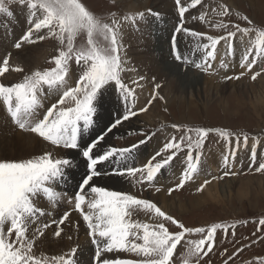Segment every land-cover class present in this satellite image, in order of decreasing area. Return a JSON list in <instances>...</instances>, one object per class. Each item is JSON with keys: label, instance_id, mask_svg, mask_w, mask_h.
<instances>
[{"label": "rangeland", "instance_id": "obj_1", "mask_svg": "<svg viewBox=\"0 0 264 264\" xmlns=\"http://www.w3.org/2000/svg\"><path fill=\"white\" fill-rule=\"evenodd\" d=\"M168 1L173 6L172 10H174V12H172L175 15L174 19L171 18L174 15H169V12L157 10L158 7L164 8L166 6L164 4L160 5L161 1H157L158 6L156 5V8L153 5L154 0H80V3H82L97 18L103 19L109 24H111L113 18L119 21L116 37L118 43L120 44L121 58L126 55V51L134 53L132 49H138L139 47H142L144 45L143 43H141L137 44L134 47V45L131 44L129 35L130 33L127 30H124L125 24L129 23L133 26V28H137L141 22L146 21V28L148 29L146 30L148 42L150 41L149 43H152V51H154V54L162 55V53L167 51L169 48L167 53L170 52V54L167 55H169V59L171 61L176 63L175 66L171 64L172 62H170V64L168 62H165L161 65L162 70H165L167 74H172L171 76L175 83V85L172 84L170 87L174 92L169 97L163 90V88H167L166 84L168 82H164L163 79L162 82H158L155 77L150 78V75H148L147 72L141 73V71L145 70L144 67L140 65L138 66L143 67L142 70H140L139 67L134 68L132 65L133 68L130 69L134 73V75L132 76V73H129L130 70H126V68L124 67L125 64L123 63L124 71L121 73V77L129 87L136 89L135 110L139 112V109L145 107V105L148 104L149 100H152V104L148 107V110L146 112H139V115L137 117L124 122L118 128H114L112 132L108 133L105 136L104 141L100 144V146H97L94 152L96 153V155H100L108 145L114 146L116 148H124L129 147L132 144H138L139 141L144 140L149 136L153 137L157 133L164 132L163 130L165 127L168 128V132L166 133L167 136L165 135L166 139L164 138L156 151H160L163 148L165 142L167 143L173 136L179 138L181 135H184L186 132H188L189 129L193 130L191 133H189L193 137V139H197L195 135V129L207 128L213 131L209 132V135L204 139L202 147L200 149L192 148L191 150H189L187 146H182V150L177 153L174 160L176 159L181 163V165L183 164L184 166H182L183 169L177 170V175H171L173 177L169 176V174L166 173V165L158 174L159 178L157 175L153 180L151 186L143 182L140 184H134L131 178L125 179L123 177L115 175H101V178H94V183L106 189L131 194L138 199H147L157 204V206L160 207V209L164 212L166 211L162 209V204L160 203L161 201H156V197L159 195H161V197H163V195H168L170 198H173L172 201L176 205L171 209V211H167L166 213L171 215L180 223H183L186 228L201 227L207 229L213 224H221L227 227V232H225L223 228L217 230L213 251L209 254L208 257H204L203 260L200 261V264H224V261L227 260L230 256L233 258L228 261V264H259V261L261 259H264V239H262V237H264V226L259 225V220L264 219V190H258V187L252 186V189H249L251 190V192L248 191V193L245 194L246 196H237L235 193H232L229 196L227 194V196L224 198L218 197L212 200L210 195H208L205 191L206 184L204 183V180L210 181V183H213L214 186L217 185L218 182H221V184H223L228 181L227 187L231 188L235 186L237 180L238 186L241 187L244 185L243 183L245 180H247V178H253L254 181L255 179L260 180L261 177H264V172L256 171L259 165L264 163V83H260V81H258L260 80L258 78L264 76V65L260 63L262 62L263 57L261 58V56L256 55V36L258 31L264 30V0H202V3L200 5H197L195 8H189L188 12L186 13L184 22L185 27L190 30L202 33L205 37H219L221 35H226L227 31H235L233 25L236 24H239L241 28H249L254 30L248 34L237 32L236 37H234L232 41L234 54H232L231 56L227 54V49L224 46V42L220 41V43L216 46L218 51L216 53V59L212 61V67L206 72L197 69L194 66V63H178L172 55V37L174 29L179 22V16L175 0ZM182 2L186 5L190 4V0H182ZM4 3L8 8V11H12L13 15L17 18V21H14L12 25H9V23H11L15 19L8 16L7 13H0V25L4 27L3 30V28L0 26V30L3 32L2 49H4L3 46L6 43L8 44V46H6V50H2L0 48V63H2V58L5 57L8 53L12 54L9 60V78L7 77L8 73H5L4 77H0V83H5L7 85L14 84L23 80L25 76L23 72L17 73L11 71L12 67L17 66L29 70V67L26 66L25 63L22 62L19 58V52H28L31 59L39 58L36 67H33V69L31 67L28 74L26 75H31L35 71H48L55 68L53 58L58 54V51L60 50L62 45H60L55 38L48 37L45 40L38 41L34 44L24 43L21 49H16L14 47V44L28 31L30 26L28 24L25 25L23 30V27H21L22 24L20 25L19 21L20 19L25 20L24 10H28V8L26 3H21V0H11V2L10 0H4ZM221 5L228 6L230 10V14L228 16H220L218 14L221 11ZM130 7H134V9L132 10L130 9ZM149 10H151L152 14L149 13ZM140 13L144 14L143 17L139 15ZM156 13H158L159 15H154ZM125 17H128V19H125ZM193 17H195V19ZM201 17H203V19H201ZM243 17H247L248 20L252 21V23L248 24L245 20L242 19ZM170 18L173 22L172 26H170ZM218 23L226 24L228 25V28L224 29L215 27V25ZM8 28H10V30L8 32V35H6L5 32H7ZM171 29L173 32L171 35H169ZM17 34L19 35L17 36ZM94 39L97 45L101 48L109 44V41L105 40L103 35L97 36ZM194 39H196L197 41H194ZM176 43L182 57H187L190 61L200 62L203 59V54L205 51L203 45L209 43V41L203 38L197 39L196 37H192L191 35L181 33L177 35ZM66 44L67 37L65 36L64 45ZM86 47L87 34L85 32H82L78 34L74 40V49H81ZM249 48L252 49V55L249 56V60H251L253 56L256 57V63L253 65L251 71L243 70L244 68L240 67L241 58L247 53V49ZM222 50L224 51L225 55L219 57V54H222ZM235 54L238 55V58L235 56ZM17 56L19 59L17 58ZM227 56L230 58H228ZM129 58L131 61L132 58L135 57L131 53ZM222 61L225 64L228 63L227 69L221 67ZM168 66L170 67L167 68ZM242 72L244 74L240 76ZM256 72H260L261 75L253 80L252 75H254ZM136 73L138 74L135 75ZM80 74L81 67L77 65L75 58L73 57V59L69 61L68 74L65 76L66 87H74L76 79ZM211 75H213L212 80H208L209 76ZM227 76H240V79L227 80L225 79V77ZM141 77H144V79H140ZM204 78H206V80H204ZM196 83L198 84V86ZM227 84L228 86L229 84H234L233 89L232 86H229V89L226 90L225 93L220 95L222 96V102L215 101L213 99V101L206 103V105L203 104L205 99L204 95L210 94L211 97L213 96L214 98H216V95L219 94L220 90H222ZM156 85H160V87L157 89ZM204 92L207 94H205ZM104 93L106 94V96ZM154 94L157 95V97H162V99L157 98L153 100ZM139 97H141L144 101L139 100ZM201 99L202 104L200 102ZM103 100L106 101V104L112 105V103H114L113 107H115L111 109L108 114V118H106L105 120V110L101 105V102ZM0 103H2V101H0ZM51 105L49 107H51ZM67 106L68 105H65V107ZM94 106V124L88 129V132H82L80 136L81 149L91 144L93 140L96 139V137L107 132V129H109L123 113L121 98L113 87L106 86L104 89H101L99 95L95 100ZM154 106H157V109L154 108ZM152 107L153 113L156 116H154V114L149 115V110L150 108L152 109ZM151 116L153 117V120H150ZM2 123L4 124L3 120ZM174 125H179L180 130L177 131V129L173 127ZM220 130L227 131L232 134V136L229 137L230 143L227 142L223 137L217 135V132ZM237 137H239L238 147L236 139ZM244 137L248 138L246 144L244 142ZM150 139L147 140V143L140 145L138 149L145 146V149H148V153V151H150ZM232 146L236 147L237 149L239 148L236 151L237 154L241 151H244L245 158L248 155L250 158H252V162L249 166L243 167L241 165L242 163L238 161L239 166H236L237 170L235 169L236 171L234 172L229 167H225L223 157L231 152V150L229 149ZM63 150V153H60L61 155H55V158H65V155L69 160L72 161H77L80 158L81 161H83V163L85 164L84 168L86 167V173L85 175H83L85 177L88 172V161L85 160L78 151L68 149ZM137 150L134 151L130 156L126 157L124 160L120 161L118 165L121 164L120 166L122 168L143 167L144 164L156 153L155 151L153 154L143 159L141 156V152H138ZM189 151H191L192 159L195 162H198L202 154H205L207 152H216L214 154H217V152H227L225 155L221 154L222 163L216 165V169H218V171H216V174L214 176L208 177V175L201 181L200 178L197 179L198 177L193 178L192 173L191 179L186 180L184 186L177 189L176 186L179 184L183 172L187 169V165L185 164L189 163ZM75 152L78 153L74 155L73 153ZM253 152L255 153L254 159ZM168 154L169 153H163V155ZM36 157L38 156L16 157V160H10L7 157H0V161H25ZM137 157L139 159V162L137 161ZM197 157H199V159H197ZM134 158L135 160L131 161V165L126 164L129 159ZM142 159L146 161L142 162ZM122 163H125V165H122ZM97 167L100 172H108L112 168L117 167V164H114L112 161H108L98 165ZM223 168L224 170H222ZM225 169L227 171H230V174L227 176L224 175V172L226 171ZM75 170L76 166L71 164V168L69 167L68 169H66V175L63 177V179L57 181L56 186L53 187V196L48 200H44L45 202H41L40 208L43 210L44 215H37L36 218H34V223L32 224V227L30 229L31 232L35 228H41L42 230H44V233L52 231L54 234V228L56 229V224L53 225L52 221L59 220V218L65 212L70 211V216H72L74 211H76L74 209V201L72 200V196L73 193L77 191L78 186L80 185L84 177L82 176L83 178H75L73 175L77 172ZM137 176H139V173H137ZM235 176L238 179H235ZM106 177L111 178V181H113L114 183L109 184L105 182L104 178ZM170 177L171 179H168ZM117 179H119L120 181ZM202 185L203 187L201 188ZM223 187L220 188V193L223 191L226 192L227 187ZM241 188L243 189V187ZM157 189H159V191H157ZM169 189L175 190L172 191L171 194H169ZM199 199H202L203 202L200 203V201H197ZM35 203L36 206L39 207L38 204L40 203ZM85 205L84 211L87 212V204ZM57 209L59 217L54 215ZM76 213H78V211ZM78 215L82 218L80 213H78ZM70 216L69 220L66 221H71ZM133 219L139 220L143 223H148L150 225L162 222L161 218L156 217L153 213H147L139 209L134 212ZM73 220L74 219H72V223L67 227L68 229L61 232V235H71L72 231L74 232L76 227L75 225H77L79 219H76L74 222ZM66 221L65 224L60 225L61 228L64 225L66 226ZM50 222L52 223V225ZM163 222L165 223L166 227H168L169 232L174 233L176 231H179V229H177L175 225L170 224V222ZM45 223L50 225V227H47V229L44 228ZM52 226H54V228ZM85 226L87 225L85 224ZM5 228H7V225L5 226ZM258 228H260L261 231H257ZM31 232L29 233V235L31 234ZM253 233H255V235H253ZM87 234L88 233L84 232L78 234L77 237H84L86 239V236H89ZM89 238L90 236L88 237L87 241H89ZM200 238L201 237L199 234H191L186 235L184 239L198 240ZM11 239H15V234H13ZM47 239L49 238H47L46 235L38 234V240L47 242ZM253 241H255V243H253ZM35 242L32 250L33 255L41 259L64 255L65 253L70 252L73 247L76 249V256L80 247H77L75 245L72 248L66 249L62 252L60 250H57L56 248L55 251L49 248L45 250L43 248L40 249L39 247L35 246ZM77 242H79V240ZM90 243L92 246L94 245L92 243V240ZM84 249L85 248L81 249V253L79 254L80 257L76 259L75 256L73 257V259L76 261V264H83V260L87 259L88 254L86 253V255L83 252ZM240 249H243V251H239ZM95 250L96 246L94 245V253ZM41 254H45V257ZM121 255L124 256V258L126 257L125 259L127 260L141 259V257L136 256L134 253L122 252ZM186 255L187 249L184 246V241H181V244L177 246V250L174 253L173 264H184ZM188 259L190 260V264H195V258ZM91 263L94 264V259Z\"/></svg>", "mask_w": 264, "mask_h": 264}, {"label": "snow or ice", "instance_id": "obj_2", "mask_svg": "<svg viewBox=\"0 0 264 264\" xmlns=\"http://www.w3.org/2000/svg\"><path fill=\"white\" fill-rule=\"evenodd\" d=\"M21 3H26L31 16L36 18L29 21L31 27L14 44V47L21 49L24 43L34 44L48 37L55 38L62 47L53 58L55 68L48 71H35L31 75H25L22 81L14 84L0 83V101L12 121L20 129L36 134L57 148L78 151L88 161L87 175L81 181L77 191L73 193L72 200L74 209L82 216L88 228V235L92 237V243L96 246L94 264H173L174 253L181 241H184V246L187 249L184 264H190L188 258H195V264H200V261L213 251L217 230L223 228L227 232V227L213 224L207 229L186 228L183 223L162 211L157 204L147 199H138L125 192L100 187L94 183V178L101 175H115L125 179L131 178L134 184L143 182L151 186L161 170L173 161L177 153L182 150V146H187L189 150L200 149L204 139L213 130L195 129L197 139H193L189 134L193 131L191 129L179 138L173 136L143 167H114L108 172H100L98 165L108 161L118 164L151 138L149 136L139 141L138 144L124 148L108 145L100 155H96L94 152L97 146L104 141L105 136L114 128L137 117L139 112H146L152 104V100H149L148 104L137 112L135 110L136 89L129 87L121 77L124 68L120 55V44L116 37L119 21L113 18L109 24L103 19L97 18L80 3V0H21ZM175 3L179 22L172 37V55L178 63H194L197 69L206 72L212 67V61L216 59V46L220 41L224 42L227 54L231 56L233 54L232 41L237 32L248 34L254 31L249 28H241L239 24H236L233 25L235 31H227L226 35L205 37L202 33L186 28L184 23L189 8L200 5L202 0H190V4L187 5L182 0H175ZM0 13L11 15L4 0H0ZM37 13L40 15L37 16ZM149 13L152 14L151 10ZM218 14L228 16L230 14L228 6L221 5V11ZM139 15L143 17L144 14L140 13ZM154 15L158 16L159 14ZM193 18L195 19V17ZM242 19L248 24L252 23L247 17ZM215 27L227 29L228 25L218 23ZM82 32L87 34V47L74 49V40ZM181 33L209 41L203 45L205 51L200 62L190 61L180 54L176 38ZM100 35L109 41V44L103 48L99 47L94 39ZM65 36L67 37L66 45H64ZM250 55H252L251 48L240 61V67L247 71H251L256 63L255 56L249 60ZM256 55L264 57V30L258 31L256 36ZM11 56L12 54L8 53L2 58L0 77H4L5 73L9 72ZM73 57L77 65L81 67V74L76 79L74 87H66L65 76L68 74L69 61ZM221 67L227 69L228 65L222 61ZM11 71L19 73L24 69L17 66L12 67ZM243 74L242 72L240 76ZM260 75V72H256L252 75V79L255 80ZM240 76H227L225 79H240ZM140 79H144V77ZM45 86L49 91L53 89H62V91H60L56 102L47 108L40 118L38 109L45 95ZM106 86L113 87L119 94L123 113L107 129V132L96 137L91 144L81 149L80 136L83 131H87L94 124L95 100L101 89ZM159 87L160 85H156L157 89ZM157 98L162 99L154 94L153 100ZM65 105L68 106L65 107ZM173 127L177 131L180 130L179 125ZM217 135L230 143L231 133L220 130ZM236 139L238 147L239 137ZM247 139L244 137L245 144ZM236 151V148L231 149V157H235ZM163 153L169 154L163 155ZM157 156L162 158L157 160ZM254 158L255 153L253 152ZM188 159L187 169L183 172L180 182L176 186L177 189L183 187L185 181L191 179V174L196 171V165L191 162V151H189ZM71 164L72 161L67 157L55 158L51 152L25 161H0V264H76L73 259L76 254L75 248L64 255L44 259L37 258L32 252L35 237L37 234L43 235L44 232L41 228H35L31 232V236L29 235L34 218L37 215H44L43 210L38 208L35 202L41 198L42 194L53 196V187L57 181L63 179L66 169L71 167ZM228 164L229 155L226 154L224 156L226 168ZM256 171L264 172V163L260 164ZM229 174L228 171L224 173L225 176ZM204 183L208 184L210 181L205 180ZM174 190L169 189V194ZM85 204H87V212L84 211ZM138 209L153 213L156 217L161 218L162 222L150 225L134 220V212ZM69 216L70 213L65 212L59 220L52 221L53 224H56L54 233L56 237L61 236L63 229L60 225H63ZM163 221L175 225L179 231L169 232ZM259 225L264 226V219L259 220ZM47 227L50 225L45 224L44 228ZM257 231H261V229L258 228ZM13 234H15V239H11ZM191 234H199L201 238L198 240L184 239L186 235ZM114 251L134 253L141 259H110L105 256V253ZM239 251H243V249ZM232 258L228 257L224 264H228ZM259 264H264V259H261Z\"/></svg>", "mask_w": 264, "mask_h": 264}, {"label": "bare ground", "instance_id": "obj_3", "mask_svg": "<svg viewBox=\"0 0 264 264\" xmlns=\"http://www.w3.org/2000/svg\"><path fill=\"white\" fill-rule=\"evenodd\" d=\"M122 1V0H121ZM129 1V0H128ZM157 1H161L160 2V5L161 4H164V5H166L164 8L163 7H156V5H157ZM131 2V1H130ZM153 5L157 8V10H163V12L165 11V12H169V15H174V10H172V4L168 1V0H154V2H153ZM158 6V5H157ZM161 8H163V9H161ZM264 8V7H263ZM130 9H134V7H130ZM173 11V12H172ZM11 13V15H9L8 14V16H10L11 18H13V19H15V20H13L11 23H9V25H12V23H14V21H17V18L13 15V13H12V11L10 12ZM160 13H162V12H160ZM3 15V14H2ZM5 15H7V14H5ZM165 15V14H164ZM37 16H39V13H37ZM24 17H25V20H22V19H20L19 21H20V25H21V27H23V30H24V27H25V25H30L31 26V24L29 23V21L30 20H35V18L36 17H33V16H31V14H30V12H29V10H24ZM172 19H174L175 18V15L174 16H172L171 17ZM170 18V21L172 20ZM175 20H177V19H175ZM140 21V20H139ZM169 21V22H170ZM23 22V23H22ZM138 22V21H137ZM176 22V21H175ZM132 23V22H131ZM171 23V24H170ZM169 24H170V26H172V21L170 22ZM1 26V25H0ZM29 26V27H30ZM130 28H129V27ZM2 27V26H1ZM148 27V26H147ZM3 28V30H4V27H2ZM139 28V29H138ZM136 29H138V30H136ZM9 30H10V28H8V30H7V32H5V34L6 35H8V32H9ZM124 30H127L130 34V40H131V44H133L134 45V47L137 45V44H141V43H143L144 45L142 46V47H139L138 49L136 48V49H132V51H134V53L133 52H131L133 55H134V57L135 58H132V60L130 61V58H129V56H130V52L129 51H126V55H124V57H122L123 58V63L125 64V68H126V70H130V69H132L133 67L134 68H137V67H139L140 68V70H142L143 69V67H144V70L145 71H141V73H145V72H147L148 73V75H150V78H152V77H155L156 79H157V81L158 82H162V79H163V81L165 82H168L166 85H167V88L165 89V88H163V90L165 91V93L167 94V96L169 97L174 91L173 90H171V85L173 84V85H175V83H174V80L172 79V74H167V72L165 71V70H162V68H161V65L162 64H164L165 62H168L169 64H170V62H172L171 64L172 65H176V63H174L173 61H171L170 59H169V55H167V54H170V52L169 53H167L168 52V50H169V48H168V50L167 51H165V52H163L162 53V55L161 54H157V55H155L154 54V51H152L153 49H152V43H149L148 42V37H147V32H146V30H148L147 28H146V21H143V22H141L140 24H139V26L137 27V28H133V26L132 25H130L129 23H126L125 24V27H124ZM131 31V32H130ZM172 29H171V31H170V34L169 35H171L172 34ZM149 33H151V32H149ZM22 34V33H21ZM19 34H17V36H18ZM127 35V34H126ZM17 36H15V37H17ZM2 37H3V32L0 30V48L2 49V45H3V43H2ZM197 38V37H196ZM193 39V38H192ZM198 39V38H197ZM193 41V40H192ZM194 41H197L196 39H194ZM125 42H127V41H125ZM168 42H169V37H168ZM250 42V41H249ZM198 43V42H197ZM128 44V43H127ZM183 44V43H182ZM195 44V43H194ZM197 45V44H196ZM201 45V44H200ZM6 46H8V44L6 43L4 46H3V48L4 49H2V50H6ZM140 46V45H139ZM168 46V45H167ZM221 46V45H220ZM169 47V46H168ZM140 49V50H139ZM142 49H145V50H142ZM166 49H167V47H166ZM181 49V48H180ZM42 50V49H41ZM155 50V49H154ZM218 50H219V48H218ZM248 50V49H247ZM32 51H34V50H32ZM138 51V52H137ZM218 52V51H217ZM237 53V52H236ZM15 54V53H14ZM19 54V58L21 59V61L22 62H24L25 63V65L26 66H28L29 68V70L31 69V67H32V69H33V67H36V64H37V61L39 60V58L37 59V58H33V59H31L30 57H29V53L28 52H23V53H18ZM234 54V53H233ZM129 55V56H128ZM225 55V53H224V51L222 50V54L220 55L219 54V57L220 56H224ZM15 56V55H14ZM171 56V55H170ZM186 56V55H185ZM234 56V55H233ZM235 56L238 58V55L237 54H235ZM228 57V56H227ZM17 58H18V56H17ZM18 58V59H19ZM224 58V57H223ZM228 58H230V57H228ZM240 58V57H239ZM262 58V57H261ZM225 59V58H224ZM236 59V58H235ZM39 63V62H38ZM135 65H134V64ZM167 63V64H168ZM260 63H262V65H264V57L262 58V62H260ZM228 64V63H227ZM32 65V66H31ZM132 65H133V67H132ZM138 65H140V66H143V67H140V66H138ZM170 66H168L167 68H169ZM232 67V66H231ZM24 69V71H23V74H28V72H29V70H26L25 68H23ZM243 70H246V69H243ZM128 72V71H127ZM129 73H132V76L134 75V73H133V71L132 70H130V72ZM138 73H136L135 75H137ZM8 75H10L9 73L7 74V77L9 78V76ZM7 78V79H8ZM164 78H165V80H164ZM208 78V77H207ZM212 78H213V75H211V76H209V78H208V80H212ZM258 79H260V80H258V81H260V83H264V76H262V77H260V78H258ZM14 80V79H13ZM204 80H206V78H204ZM9 81V80H8ZM17 81V80H16ZM188 81V80H187ZM5 84V83H4ZM197 84V83H196ZM164 85V84H163ZM234 85V84H233ZM233 85L231 84H229V86H232V89H233ZM66 86V85H65ZM197 86H198V84H197ZM210 86V85H209ZM229 86H228V84L227 85H225V87L222 89V90H220V93L219 94H217L216 95V98H214L213 96L211 97V95L210 94H208V95H204V102H203V104H205L206 105V103H209V102H211V101H213V99L215 100V101H221V97L222 96H220V95H222L223 93H225V91L226 90H228L229 89ZM148 87H149V85H148ZM174 87V86H173ZM174 89V88H173ZM179 89V88H178ZM175 90V89H174ZM198 90V89H197ZM60 91H62V89H60V90H57V89H53V90H51V91H49L48 89H47V87L45 86V89H44V92H45V95H44V97H43V99H42V103H41V106H40V108L38 109V113L40 114V118H42V115L46 112V110H47V108H49V106L53 103V102H55L58 98H59V93H60ZM184 91V90H183ZM209 91V90H208ZM162 92V91H161ZM215 92V91H214ZM152 93V92H151ZM205 93V92H204ZM105 94V93H104ZM205 94H207V93H205ZM103 96V95H102ZM105 96H106V94H105ZM100 98V97H99ZM103 98V97H102ZM109 98V97H108ZM217 98H220V99H217ZM139 100H142V101H144L141 97H139ZM100 101V100H99ZM200 102H201V104H202V99L200 100ZM222 102V101H221ZM140 103V102H139ZM113 104L114 103H112V105H110V104H106V101L105 100H103L102 102H101V105H102V107L104 108V120L106 119V118H108V114H109V112L111 111V109L112 108H115V107H113ZM157 106H154V108H156ZM208 107V106H207ZM121 108V107H120ZM157 109V108H156ZM155 109V110H156ZM154 110V111H155ZM149 115H153L154 113H153V107H152V109L150 108V110H149ZM154 116H156L155 114H154ZM148 117V116H147ZM146 118V117H145ZM153 117L151 116L150 117V120H153L152 119ZM155 118H157V117H155ZM2 120L4 121V124L2 123ZM151 122V121H150ZM149 123V122H148ZM163 130V129H162ZM164 132H161V133H157V134H155L153 137H151V139H150V142H149V150L150 151H148V153H147V150L148 149H145V146L143 147V148H140V149H138L137 151L138 152H141V156H142V158L144 159L145 157L147 158L148 156H150L151 154H153L157 149H158V147L160 146V143L164 140V138H165V135H166V133L168 132V128L167 127H165L164 128V130H163ZM87 132H88V130H87ZM93 133H94V131H93ZM111 136V135H110ZM167 136V135H166ZM87 137V136H86ZM108 137V136H107ZM8 138H9V140H8ZM166 139V138H165ZM167 141V140H166ZM107 143V142H106ZM166 143V142H165ZM103 145V144H102ZM101 145V146H102ZM100 146V145H99ZM104 146V145H103ZM147 146H148V144H147ZM161 148V147H160ZM232 149L233 148H236V147H231ZM231 148L229 149V150H231ZM237 149V148H236ZM239 149V148H238ZM237 149V150H238ZM63 149L62 148H60V149H57V147L56 146H53V145H51L50 144V142H46V141H44L42 138H40L39 136H37L36 134H34V133H32V132H29V131H24V130H22V129H20L19 127H18V125L17 124H15L13 121H12V119H11V117H10V115L8 114V112H7V110H6V108H5V106L3 105V103H0V157H2V158H5V157H7L8 159H10V160H16V157H25V156H41V155H43V154H45V153H48V152H51L52 154H53V156L55 157V155H58V154H62L63 153V151H62ZM66 150V149H65ZM228 151V150H227ZM227 151H224L223 153H218L217 152V154H214V153H216V152H212V153H210V152H207V153H205V154H202V156H201V158H200V160L198 161V162H195L193 159H192V163L193 164H195L196 165V171L195 172H193V174H192V177L193 178H197V179H201V181L203 180V179H205L208 175V177H210V176H214L215 174H216V171H218V169H216V165H218V164H220V163H222V158H221V154H223V155H225L226 154V152ZM72 152V151H71ZM157 152V151H156ZM78 152H75V153H73L74 155H76ZM60 154V155H61ZM71 154V153H70ZM227 155H229V168L230 169H232L233 170V172L234 171H236L237 170V167L236 166H239V164H238V161H240L242 164V166L243 167H247V166H249L250 165V163L252 162V158H250L249 157V155L245 158L244 157V151H241V152H239L238 154L236 153V155H235V157L233 158V157H231V155H230V153H228ZM259 155V154H258ZM65 157H66V155H65ZM259 157V156H258ZM224 158V157H223ZM76 159V158H75ZM142 159V162H145L144 160ZM157 160H160L161 159V157L159 156V157H157L156 158ZM264 159V158H263ZM134 161L135 160V158L134 159H129L128 160V162L126 163V164H130L131 163V161ZM72 161V160H71ZM137 161L139 162V159H138V157H137ZM224 161V160H223ZM86 163V162H85ZM188 164V163H187ZM187 164H185V165H187ZM72 165H74V166H76V170L75 171H77L76 173H74L73 175H74V177L75 178H81L83 175H85V168H84V166H85V164L83 163V161H81V159L79 158L77 161H75V160H73L72 161ZM121 165V164H120ZM120 165H118L117 164V168H120L121 166ZM122 165H125V163H122ZM131 165V164H130ZM115 166V165H114ZM182 166H184L183 164L181 165V163L179 162V161H177L176 159L175 160H173V161H171V162H169V164L166 166V173H168L169 174V176H171V175H177L178 173H177V170H179V169H183V167ZM254 166V165H253ZM182 167V168H181ZM187 167V166H186ZM251 167V166H250ZM250 167H248V168H250ZM71 168V167H70ZM109 168V167H108ZM122 168V167H121ZM236 169V170H235ZM247 169V168H246ZM74 170V169H73ZM110 170V169H109ZM222 170H224V168L222 169ZM226 170V169H225ZM227 171V170H226ZM69 172V171H68ZM67 172V173H68ZM181 172V171H180ZM179 172V173H180ZM228 172H230V171H228ZM238 172V171H237ZM221 173H222V171H221ZM225 173V172H224ZM218 174V173H217ZM66 175V174H65ZM222 175V174H221ZM72 176V175H71ZM112 176V175H111ZM84 177V176H83ZM82 177V178H83ZM100 177V176H99ZM110 177V176H109ZM171 177H173V176H171ZM171 177L170 178H168V179H171ZM225 177V176H224ZM74 178V179H75ZM101 178V177H100ZM158 178H159V175H158ZM257 178V177H256ZM96 179H97V177H96ZM99 179V178H98ZM114 179V178H113ZM212 179H214V178H212ZM216 179V178H215ZM235 179H238L236 176H235ZM235 179H233V180H235ZM72 180V179H71ZM76 180V179H75ZM75 180H74V182H75ZM102 180V179H101ZM112 179L111 178H104V181L105 182H107V183H114L113 181H111ZM117 180H119V179H117ZM241 180V179H240ZM103 181V180H102ZM120 181V180H119ZM205 181V180H204ZM246 181V182H245ZM244 181V185L243 186H241V187H243V189L241 188V187H239L238 186V180L236 181V184H235V186H233V187H231V188H229V187H227V185H228V181L227 182H225V183H223V184H221V182H218L217 183V185H213V183H208V184H206V193L208 194V195H210V197L212 198V200L213 199H216V198H218V197H222V198H224V197H226L227 196V194H228V196L230 195V194H232V193H235L237 196H246L245 194L246 193H248V191H250L251 192V190H249V189H252L251 187L252 186H256V187H258L257 189L259 190H264V177H261L260 178V180H258V179H255L254 181H253V178H247V180H245ZM78 182V181H77ZM224 182V181H223ZM99 183V182H98ZM57 185H59V184H57ZM55 186H56V184H55ZM223 186H226L227 187V190H226V192L225 191H223V192H221L220 193V188L221 187H223ZM224 188V187H223ZM229 188V189H228ZM225 189V188H224ZM254 189V188H253ZM131 191V190H130ZM48 199H50V197L49 196H47V195H44V194H42V196H41V198L39 199V200H37L36 202H39L40 204H38V208H40V205H41V202L42 201H44V200H48ZM172 199L173 198H170L168 195H163V197H161V195H159V196H157L156 197V201H161L160 203L162 204V209H164L166 212L167 211H171V209L172 208H174L175 207V203L172 201ZM197 201H200V203L201 202H203L202 201V199H199V200H197ZM45 202V201H44ZM204 204V203H203ZM42 206H44V205H42ZM86 206V205H85ZM59 208V207H58ZM61 208V207H60ZM41 209V208H40ZM45 209V208H44ZM53 209V208H52ZM88 211V210H87ZM51 212V211H50ZM70 212V211H69ZM77 211H74V213H73V215L72 216H70L71 218V221L69 222V221H66L67 223H66V226L64 227H62V229L63 230H66V229H68L67 227L72 223V219H74L73 220V222L76 220V219H79L78 220V222H77V225H75L76 227H75V230H74V232L72 231V233H71V235H61L60 237H57L56 238V236H55V234H53V232L52 231H48L47 233L45 232L44 233V235H46V237L47 238H49V239H47V242L46 241H41V240H38V234H37V236L35 237V241L36 240H38V241H36L35 242V246L36 247H39L40 249H52V250H54L55 251V248L57 249V250H60V251H64V250H66V249H69V248H72L73 246H80L79 247V251L77 252V255L75 256V259L76 258H78V257H80L79 256V254L81 253V249L82 248H85L84 249V253L87 255V259L86 260H83V264H92L91 262H92V260H93V257H94V255H95V253H94V251H93V246L91 245V240H92V237H90L89 238V241H87L88 240V237L86 236V239L84 238H80V237H77L78 236V234H81V233H84V232H86V233H88V228H87V226H85V222L83 221V218H81L79 215H78V213H76ZM54 215L55 216H57V217H59V213H58V209L55 211V213H54ZM39 217V216H38ZM42 217V216H41ZM45 217V216H44ZM36 218V217H35ZM55 218V217H54ZM49 219H50V217H49ZM42 220V219H41ZM40 220V221H41ZM46 220V219H45ZM52 220V219H51ZM69 220V219H68ZM37 221V220H36ZM39 221V220H38ZM43 221H44V218H43ZM51 223V222H50ZM38 224V223H37ZM46 224V223H45ZM65 224V223H64ZM40 225V224H39ZM51 225H52V223H51ZM54 225V224H53ZM37 226V225H36ZM79 226H80V228H79ZM38 227V226H37ZM53 228H54V226H52ZM43 228V227H42ZM6 229V228H5ZM47 229V228H46ZM54 230H55V228H54ZM70 230V229H69ZM44 231V230H43ZM31 232V231H30ZM63 232V231H62ZM31 235V234H30ZM88 235V234H87ZM69 237H71V238H69ZM79 240V242H77ZM74 248V247H73ZM78 249V248H77ZM46 252V251H45ZM51 252V251H50ZM66 252V251H65ZM43 253V252H42ZM121 253L122 252H116V251H114V252H112V253H105V256L106 257H108V258H110V259H116V258H119V259H125L124 258V256H122L121 255ZM58 254V253H57ZM42 255V254H41ZM45 255V254H44ZM44 255H42V256H44ZM49 255V254H48ZM53 255V254H52ZM45 257V256H44Z\"/></svg>", "mask_w": 264, "mask_h": 264}]
</instances>
